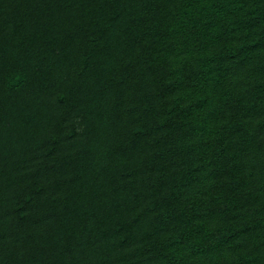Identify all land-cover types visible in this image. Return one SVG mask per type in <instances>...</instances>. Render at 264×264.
<instances>
[{
  "label": "trees",
  "instance_id": "1",
  "mask_svg": "<svg viewBox=\"0 0 264 264\" xmlns=\"http://www.w3.org/2000/svg\"><path fill=\"white\" fill-rule=\"evenodd\" d=\"M0 264H264V0H0Z\"/></svg>",
  "mask_w": 264,
  "mask_h": 264
}]
</instances>
